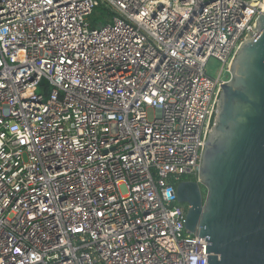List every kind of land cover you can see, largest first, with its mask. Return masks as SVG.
<instances>
[{
	"label": "built area",
	"instance_id": "built-area-1",
	"mask_svg": "<svg viewBox=\"0 0 264 264\" xmlns=\"http://www.w3.org/2000/svg\"><path fill=\"white\" fill-rule=\"evenodd\" d=\"M263 10L0 0V264H206L176 186L197 176L220 84Z\"/></svg>",
	"mask_w": 264,
	"mask_h": 264
},
{
	"label": "water",
	"instance_id": "water-1",
	"mask_svg": "<svg viewBox=\"0 0 264 264\" xmlns=\"http://www.w3.org/2000/svg\"><path fill=\"white\" fill-rule=\"evenodd\" d=\"M206 264H264V10L221 83L196 179L176 186Z\"/></svg>",
	"mask_w": 264,
	"mask_h": 264
},
{
	"label": "rangeland",
	"instance_id": "rangeland-1",
	"mask_svg": "<svg viewBox=\"0 0 264 264\" xmlns=\"http://www.w3.org/2000/svg\"><path fill=\"white\" fill-rule=\"evenodd\" d=\"M106 18H107V12L101 7H96L93 13L89 16L88 20L91 22L97 21L98 24L100 25L104 23ZM220 66L221 63L217 58L210 57L206 64V72L210 76H215ZM149 115H152L151 111H149Z\"/></svg>",
	"mask_w": 264,
	"mask_h": 264
},
{
	"label": "trees",
	"instance_id": "trees-1",
	"mask_svg": "<svg viewBox=\"0 0 264 264\" xmlns=\"http://www.w3.org/2000/svg\"><path fill=\"white\" fill-rule=\"evenodd\" d=\"M187 179H196V176L188 177Z\"/></svg>",
	"mask_w": 264,
	"mask_h": 264
}]
</instances>
